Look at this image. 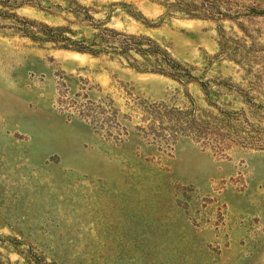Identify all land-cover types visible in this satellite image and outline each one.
Instances as JSON below:
<instances>
[{
	"label": "rangeland",
	"instance_id": "374dc122",
	"mask_svg": "<svg viewBox=\"0 0 264 264\" xmlns=\"http://www.w3.org/2000/svg\"><path fill=\"white\" fill-rule=\"evenodd\" d=\"M0 13L36 23L0 16V264H264V0ZM38 24L147 37L194 80L15 32Z\"/></svg>",
	"mask_w": 264,
	"mask_h": 264
},
{
	"label": "trees",
	"instance_id": "16d2710c",
	"mask_svg": "<svg viewBox=\"0 0 264 264\" xmlns=\"http://www.w3.org/2000/svg\"><path fill=\"white\" fill-rule=\"evenodd\" d=\"M0 16L5 19L11 18L15 21H23L26 25H36L34 21L24 20L13 14L0 13ZM86 19L91 20L87 15ZM38 25L43 27L45 32L40 37L32 35L26 28H19L15 32L30 38L32 41L50 42L56 47L80 54H89L94 57L108 54L119 55L129 59L132 54H135L143 60L137 66H140L144 71L160 73L181 83L194 80L180 64L170 59L164 50L147 37L127 35L102 27L103 24H95L92 27L94 32L90 38L80 37L79 39H72L63 35L64 29L62 27L53 28L47 25ZM72 34L75 35V32H72ZM132 60L135 61L134 59Z\"/></svg>",
	"mask_w": 264,
	"mask_h": 264
},
{
	"label": "bare ground",
	"instance_id": "6f19581e",
	"mask_svg": "<svg viewBox=\"0 0 264 264\" xmlns=\"http://www.w3.org/2000/svg\"><path fill=\"white\" fill-rule=\"evenodd\" d=\"M71 53H72V55L75 56V57L80 56V54H78V53H74V52H71ZM74 59H75V58H74Z\"/></svg>",
	"mask_w": 264,
	"mask_h": 264
}]
</instances>
